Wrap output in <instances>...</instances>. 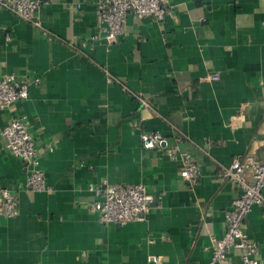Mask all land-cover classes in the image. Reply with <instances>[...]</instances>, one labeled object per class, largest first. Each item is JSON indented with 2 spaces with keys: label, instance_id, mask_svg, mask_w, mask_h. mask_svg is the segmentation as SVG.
<instances>
[{
  "label": "crops",
  "instance_id": "1",
  "mask_svg": "<svg viewBox=\"0 0 264 264\" xmlns=\"http://www.w3.org/2000/svg\"><path fill=\"white\" fill-rule=\"evenodd\" d=\"M44 1L37 19L47 34L0 11V75L29 84L26 100L0 111V130L15 118L29 124L52 188L28 190L27 164L0 140V189L19 201L17 217L0 218V264H209L210 238L223 236L239 195L219 165L264 162V0H171L172 17L130 15L112 45L95 37L100 0ZM151 132L166 149L143 147ZM178 134L201 165L195 183L168 154ZM140 183L154 197L145 222L104 225L92 212L91 186ZM246 229L264 264L260 206Z\"/></svg>",
  "mask_w": 264,
  "mask_h": 264
},
{
  "label": "built area",
  "instance_id": "2",
  "mask_svg": "<svg viewBox=\"0 0 264 264\" xmlns=\"http://www.w3.org/2000/svg\"><path fill=\"white\" fill-rule=\"evenodd\" d=\"M44 0H0V11L8 10L19 18L40 28L46 29L37 19L39 9L48 4ZM174 14L171 0H100L96 4L98 34L96 39H103L108 45L116 44L126 32L128 16L134 18H150L157 23L165 22ZM210 81H219V74L207 76ZM110 82L117 81L109 74ZM39 79L34 82L39 83ZM123 91L138 100L142 107L150 109L148 101L134 94L127 87ZM29 96V84L18 80L14 75H0V111L9 109L16 101L26 100ZM0 140L5 141V148L14 157L22 160L28 166L26 187L32 192H50L52 188L47 184L45 171L41 167L40 150L29 124L23 118L10 120L0 130ZM177 145L168 150V154L175 160H181L180 176L189 183H195L201 176V165L194 160L188 151L179 149L185 136H176ZM141 142L145 149H166L167 141L160 133L151 132L141 135ZM49 151L54 150L51 145ZM220 176L224 180L233 181L239 195L232 203V209L225 215L226 230L222 237L211 236V251L209 264H227L229 256L234 250L241 252V264H260V245L251 238L246 229V219L252 208L258 205L264 211V162L254 155L242 159H234L230 165H219ZM97 200L91 205L92 212H96L99 221L104 225L128 224L131 222H145L150 212L154 197L140 184H115L106 187L91 186ZM19 215V201L15 193L8 188L0 189V218L12 219ZM151 262L159 263L161 257H149Z\"/></svg>",
  "mask_w": 264,
  "mask_h": 264
}]
</instances>
